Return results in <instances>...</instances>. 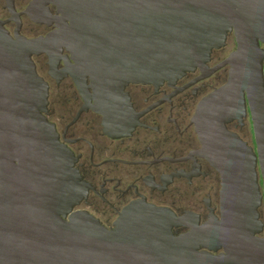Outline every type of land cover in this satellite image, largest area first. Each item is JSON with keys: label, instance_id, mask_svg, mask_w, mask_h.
Listing matches in <instances>:
<instances>
[{"label": "water", "instance_id": "95a60500", "mask_svg": "<svg viewBox=\"0 0 264 264\" xmlns=\"http://www.w3.org/2000/svg\"><path fill=\"white\" fill-rule=\"evenodd\" d=\"M29 2L20 13L5 0L10 17L0 19V264H264V239L251 228L264 197V0ZM21 14L55 28L25 38ZM229 31L238 45L226 60L228 82L195 113L204 153L222 174V218L194 236L226 254L199 252L190 237L172 239L173 213L149 203L129 205L110 230L86 212L65 219L83 184L45 116L48 84L31 55L45 54L52 65L69 52L75 63L67 73L80 89H93L88 105L104 117L105 132L121 135L134 126L122 124L130 111L128 83L173 82L204 68ZM243 91L257 153L225 127Z\"/></svg>", "mask_w": 264, "mask_h": 264}, {"label": "flooded vegetation", "instance_id": "af4514ba", "mask_svg": "<svg viewBox=\"0 0 264 264\" xmlns=\"http://www.w3.org/2000/svg\"><path fill=\"white\" fill-rule=\"evenodd\" d=\"M29 1L14 0L16 11L22 13ZM9 17L5 0H0V19ZM20 22L25 38L44 36L55 28L37 24L27 14L20 15ZM5 27L12 34L15 24L9 20ZM237 45L236 36L229 31L224 43L211 50L204 68L186 71L173 82L128 83L124 93L130 111L122 124L131 120L134 126L121 135L105 132L104 117L88 105L95 100L93 89H80L67 73L75 63L69 52L63 50L66 57L52 65L45 54L31 55L37 74L48 84L45 116L71 152L72 167L83 184L65 219L71 212H86L110 230L129 205L149 203L173 213L172 239L190 237L199 252L226 254L222 247L213 250L202 245L208 238L194 236L222 218V174L204 153L195 113L210 94L228 82L231 64L226 60ZM260 46L264 48V43ZM90 82L87 77L86 84ZM243 94V103L225 127L256 152L254 121L247 94ZM256 169L262 191V177L258 166ZM257 210L259 224L251 228L257 231L254 236L264 239V197Z\"/></svg>", "mask_w": 264, "mask_h": 264}, {"label": "rangeland", "instance_id": "374dc122", "mask_svg": "<svg viewBox=\"0 0 264 264\" xmlns=\"http://www.w3.org/2000/svg\"><path fill=\"white\" fill-rule=\"evenodd\" d=\"M38 31H41L40 28H37V33H38Z\"/></svg>", "mask_w": 264, "mask_h": 264}]
</instances>
